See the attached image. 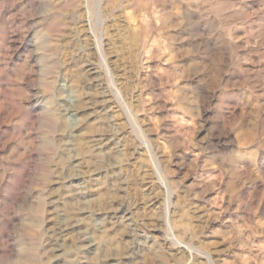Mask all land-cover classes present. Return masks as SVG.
I'll return each instance as SVG.
<instances>
[{
    "label": "rangeland",
    "instance_id": "rangeland-1",
    "mask_svg": "<svg viewBox=\"0 0 264 264\" xmlns=\"http://www.w3.org/2000/svg\"><path fill=\"white\" fill-rule=\"evenodd\" d=\"M0 264H264V0H0Z\"/></svg>",
    "mask_w": 264,
    "mask_h": 264
},
{
    "label": "bare ground",
    "instance_id": "bare-ground-1",
    "mask_svg": "<svg viewBox=\"0 0 264 264\" xmlns=\"http://www.w3.org/2000/svg\"><path fill=\"white\" fill-rule=\"evenodd\" d=\"M92 104V103H91ZM88 105V104H87ZM87 108V107H86ZM88 112V111H87ZM88 114V113H87ZM89 115H90V113H89ZM90 117H91V115H90ZM39 209V208H38ZM36 212V211H35ZM33 215V214H32ZM36 224V223H35ZM32 225V224H31ZM33 226V225H32ZM171 230V229H170ZM36 260V259H35Z\"/></svg>",
    "mask_w": 264,
    "mask_h": 264
}]
</instances>
